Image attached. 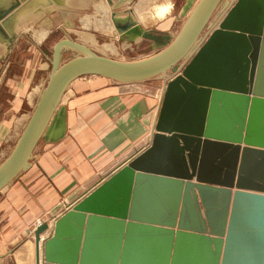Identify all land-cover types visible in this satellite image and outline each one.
<instances>
[{"label":"water","instance_id":"1","mask_svg":"<svg viewBox=\"0 0 264 264\" xmlns=\"http://www.w3.org/2000/svg\"><path fill=\"white\" fill-rule=\"evenodd\" d=\"M82 1L106 7L104 0H0V59L17 36L1 23L14 26L38 3L49 6V30L73 21ZM105 1L114 32L138 31L118 16L134 0ZM179 18L186 22L168 54L135 71L114 68L85 43L55 44L40 106L0 167V189L28 168L74 78L166 81L148 145L51 226L34 229L35 264H264V0H185ZM63 48L74 51L66 67Z\"/></svg>","mask_w":264,"mask_h":264},{"label":"crops","instance_id":"2","mask_svg":"<svg viewBox=\"0 0 264 264\" xmlns=\"http://www.w3.org/2000/svg\"><path fill=\"white\" fill-rule=\"evenodd\" d=\"M174 8L177 0L168 4V11ZM101 77L82 74L69 82L28 168L0 189V264H35L34 229L51 226V218L148 145L165 82ZM21 122L14 125L19 134ZM49 235L48 229L41 236Z\"/></svg>","mask_w":264,"mask_h":264},{"label":"rangeland","instance_id":"3","mask_svg":"<svg viewBox=\"0 0 264 264\" xmlns=\"http://www.w3.org/2000/svg\"><path fill=\"white\" fill-rule=\"evenodd\" d=\"M112 1L113 4L118 3L116 0ZM171 2L172 0H134L132 11L119 13L118 16L120 23L126 22L129 17L135 22L138 31L123 33L114 32V28L110 26L113 9L105 0L106 7L102 10L98 3L80 2L81 5H86L75 7L77 11L74 14L77 17L73 21L67 24L60 20L59 25L53 22L49 30H44L48 26L45 18L53 20L46 13L49 6L42 7L38 3L33 9L23 11V18L15 21L14 26L5 27L1 23L8 36L10 31H16L17 36L9 46L5 59H0V124L5 121L8 128L0 140V167L17 148L20 131H15V123L22 119L21 123L26 124L32 118L34 109L40 106L52 68L54 47L59 40L70 39L85 43L111 62L114 68L123 67L125 71H135L154 64L160 56H166L171 44L181 33L186 18H179V15L185 0H177L178 8H174V12L168 11V4ZM38 10L42 13H38ZM73 55L71 48H63L60 65L66 67L71 64ZM88 74L94 78L101 77L95 73ZM165 81V77L158 75L140 82L142 85L151 83V86H158Z\"/></svg>","mask_w":264,"mask_h":264},{"label":"bare ground","instance_id":"4","mask_svg":"<svg viewBox=\"0 0 264 264\" xmlns=\"http://www.w3.org/2000/svg\"><path fill=\"white\" fill-rule=\"evenodd\" d=\"M104 26V25H103ZM106 26V25H105ZM107 27V26H106Z\"/></svg>","mask_w":264,"mask_h":264}]
</instances>
